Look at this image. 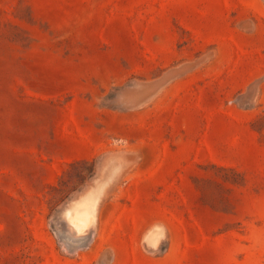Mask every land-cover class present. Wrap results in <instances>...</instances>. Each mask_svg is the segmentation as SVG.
Returning <instances> with one entry per match:
<instances>
[{"label": "rangeland", "instance_id": "obj_1", "mask_svg": "<svg viewBox=\"0 0 264 264\" xmlns=\"http://www.w3.org/2000/svg\"><path fill=\"white\" fill-rule=\"evenodd\" d=\"M0 264H264V0H0Z\"/></svg>", "mask_w": 264, "mask_h": 264}, {"label": "bare ground", "instance_id": "obj_2", "mask_svg": "<svg viewBox=\"0 0 264 264\" xmlns=\"http://www.w3.org/2000/svg\"><path fill=\"white\" fill-rule=\"evenodd\" d=\"M99 200H100V191L99 189L94 188L91 192H89L84 197H82L78 203L74 202L69 204L67 208H65L64 210L65 218L62 220L61 223L62 227L65 228L66 232L69 233L70 235L72 234V236L76 234H84L86 236V239L94 238L92 237V233H93V226L94 224H96L95 221L97 216V207L99 205ZM147 238L148 241L152 243L151 246H154L156 244V240H159L158 239L159 237H157L156 233H150ZM67 245L69 247L70 243L68 242ZM77 249L78 247L76 248V250Z\"/></svg>", "mask_w": 264, "mask_h": 264}]
</instances>
